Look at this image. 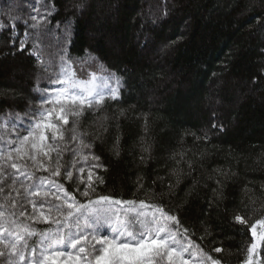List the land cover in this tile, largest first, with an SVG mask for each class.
I'll list each match as a JSON object with an SVG mask.
<instances>
[{
    "label": "trees",
    "instance_id": "1",
    "mask_svg": "<svg viewBox=\"0 0 264 264\" xmlns=\"http://www.w3.org/2000/svg\"><path fill=\"white\" fill-rule=\"evenodd\" d=\"M33 2L0 0V22L17 33L13 45L10 30H0V114L27 112L39 98L37 77L40 88L46 84L29 50H17L23 23L9 19L27 18ZM79 2L52 0L41 54L58 62L63 35L55 24L71 18L68 55L78 60L87 49L123 78L118 100L80 117L88 140L100 136L92 151L106 170H96L104 181L96 193L164 204L221 264H243L249 229L264 218V0H86L78 11ZM165 7L156 25L145 22L150 10L162 15ZM204 132L207 141L192 135ZM217 180L222 195L213 191ZM236 214L248 223H235ZM218 246L224 251H211ZM258 260L264 264V246Z\"/></svg>",
    "mask_w": 264,
    "mask_h": 264
},
{
    "label": "snow or ice",
    "instance_id": "2",
    "mask_svg": "<svg viewBox=\"0 0 264 264\" xmlns=\"http://www.w3.org/2000/svg\"><path fill=\"white\" fill-rule=\"evenodd\" d=\"M85 3L80 0L77 10ZM54 10L52 0H34L27 18L9 16L25 27L17 50H29L46 84L40 88L37 77L39 98L27 112L0 114V264H221L196 243L195 231L178 213L164 204L96 193V186L104 182L96 170H106L101 157L92 151L100 136L88 140L89 133L80 128V117L101 111L106 100H118L123 78L87 49L78 60L68 55L71 18L63 25L55 24L63 35L58 62L45 61L41 44L52 31L49 25ZM167 15L166 7L162 15L150 10L145 22L156 25ZM5 27L10 30V43L16 45L15 24L0 22V30ZM181 39L178 36L171 44ZM212 128L222 131L223 125L213 123ZM192 135L197 140L210 139L207 132ZM119 146L117 135L113 142L117 156ZM143 152L150 153V146L145 145ZM216 184L213 191L222 195V182ZM172 187L169 185V191ZM233 220L248 223L240 214ZM249 230L252 242L243 264H255L256 250L264 246V218ZM211 251L219 253L224 248Z\"/></svg>",
    "mask_w": 264,
    "mask_h": 264
},
{
    "label": "rangeland",
    "instance_id": "3",
    "mask_svg": "<svg viewBox=\"0 0 264 264\" xmlns=\"http://www.w3.org/2000/svg\"><path fill=\"white\" fill-rule=\"evenodd\" d=\"M87 168L85 169V173H84V176L86 177L87 176ZM257 230H258V233L259 231H261V228L259 225H257ZM259 248L260 246H258L257 250H256V256L254 257V260H255V264H259V260H258V254H259ZM193 264H195V261L193 262Z\"/></svg>",
    "mask_w": 264,
    "mask_h": 264
}]
</instances>
